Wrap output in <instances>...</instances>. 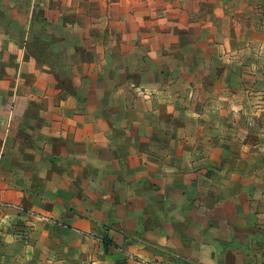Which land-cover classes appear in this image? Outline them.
<instances>
[{
  "label": "crops",
  "instance_id": "1",
  "mask_svg": "<svg viewBox=\"0 0 264 264\" xmlns=\"http://www.w3.org/2000/svg\"><path fill=\"white\" fill-rule=\"evenodd\" d=\"M0 264H264V0H0Z\"/></svg>",
  "mask_w": 264,
  "mask_h": 264
}]
</instances>
